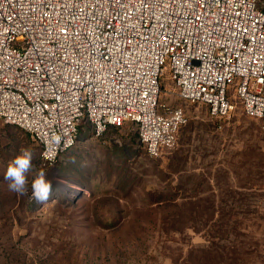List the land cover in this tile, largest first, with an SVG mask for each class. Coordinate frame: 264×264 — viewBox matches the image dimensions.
Here are the masks:
<instances>
[{"label": "built area", "instance_id": "built-area-1", "mask_svg": "<svg viewBox=\"0 0 264 264\" xmlns=\"http://www.w3.org/2000/svg\"><path fill=\"white\" fill-rule=\"evenodd\" d=\"M219 124L240 105L264 119V0H0V122L27 132L54 166L88 124L131 123L153 157L174 150L188 117Z\"/></svg>", "mask_w": 264, "mask_h": 264}, {"label": "rangeland", "instance_id": "rangeland-1", "mask_svg": "<svg viewBox=\"0 0 264 264\" xmlns=\"http://www.w3.org/2000/svg\"><path fill=\"white\" fill-rule=\"evenodd\" d=\"M160 100L188 123L158 158L134 124L101 137L86 124L49 166L27 132L0 122V264H196L204 250L206 264L220 251L222 264H264V119L237 105L219 124L207 106L180 100L169 78ZM21 149L53 181L45 204L29 199L34 174L27 196L4 180Z\"/></svg>", "mask_w": 264, "mask_h": 264}, {"label": "clouds", "instance_id": "clouds-1", "mask_svg": "<svg viewBox=\"0 0 264 264\" xmlns=\"http://www.w3.org/2000/svg\"><path fill=\"white\" fill-rule=\"evenodd\" d=\"M30 174L34 176L30 184L29 199L40 204L47 203L53 195V181L46 171L39 170L33 162V153L29 149H21L20 154L7 165L4 180L8 181L9 191L20 196H27Z\"/></svg>", "mask_w": 264, "mask_h": 264}, {"label": "trees", "instance_id": "trees-1", "mask_svg": "<svg viewBox=\"0 0 264 264\" xmlns=\"http://www.w3.org/2000/svg\"><path fill=\"white\" fill-rule=\"evenodd\" d=\"M223 252H218L214 254V260L216 264H222L224 261V256L222 254ZM209 254L207 251H200V254L198 255L196 264H206ZM211 257V256H210Z\"/></svg>", "mask_w": 264, "mask_h": 264}, {"label": "water", "instance_id": "water-1", "mask_svg": "<svg viewBox=\"0 0 264 264\" xmlns=\"http://www.w3.org/2000/svg\"><path fill=\"white\" fill-rule=\"evenodd\" d=\"M75 194H77L78 197H82L83 192L82 191L81 192L79 191V192H76Z\"/></svg>", "mask_w": 264, "mask_h": 264}, {"label": "bare ground", "instance_id": "bare-ground-1", "mask_svg": "<svg viewBox=\"0 0 264 264\" xmlns=\"http://www.w3.org/2000/svg\"><path fill=\"white\" fill-rule=\"evenodd\" d=\"M62 189H63V191H66L67 189H68V187L66 186V185H64L63 187H62ZM76 193V192H75Z\"/></svg>", "mask_w": 264, "mask_h": 264}]
</instances>
